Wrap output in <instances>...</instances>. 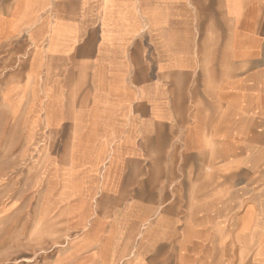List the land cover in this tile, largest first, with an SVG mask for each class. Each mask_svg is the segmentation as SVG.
I'll return each instance as SVG.
<instances>
[{"label":"crops","instance_id":"obj_1","mask_svg":"<svg viewBox=\"0 0 264 264\" xmlns=\"http://www.w3.org/2000/svg\"><path fill=\"white\" fill-rule=\"evenodd\" d=\"M0 127L50 264H264V0H0Z\"/></svg>","mask_w":264,"mask_h":264},{"label":"rangeland","instance_id":"obj_2","mask_svg":"<svg viewBox=\"0 0 264 264\" xmlns=\"http://www.w3.org/2000/svg\"><path fill=\"white\" fill-rule=\"evenodd\" d=\"M5 138L0 127V264H50L66 239L56 222L35 220L40 191L32 181L39 159L19 162L17 143Z\"/></svg>","mask_w":264,"mask_h":264}]
</instances>
